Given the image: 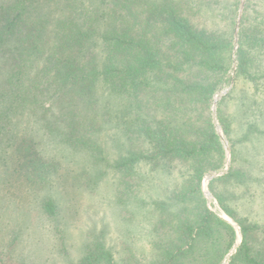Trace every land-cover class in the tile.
Masks as SVG:
<instances>
[{
  "label": "trees",
  "instance_id": "obj_1",
  "mask_svg": "<svg viewBox=\"0 0 264 264\" xmlns=\"http://www.w3.org/2000/svg\"><path fill=\"white\" fill-rule=\"evenodd\" d=\"M168 1L98 0L85 6L84 0H0V142L4 125L28 111L49 131L62 122L66 131L60 132L69 143L91 145L85 141L98 129V90L119 94L129 113L127 132L141 136L145 146L119 159L116 168L130 171L142 159L182 158L194 164L193 189L174 195L181 242L164 249L160 264L187 256L199 264H219L234 230L207 207L200 182L207 170L223 166L210 101L232 64L239 0H193V26ZM238 33L239 73L264 77V0H246ZM252 65L260 72L250 73ZM221 102L217 118L227 134ZM24 145L38 167L46 168L49 162L42 165L39 150ZM43 209L53 215L54 202L45 199ZM240 224L243 239L228 264H262ZM220 230L228 235L222 249ZM100 257L114 264L108 251L77 264Z\"/></svg>",
  "mask_w": 264,
  "mask_h": 264
},
{
  "label": "rangeland",
  "instance_id": "obj_2",
  "mask_svg": "<svg viewBox=\"0 0 264 264\" xmlns=\"http://www.w3.org/2000/svg\"><path fill=\"white\" fill-rule=\"evenodd\" d=\"M84 1L87 6L96 0ZM245 2L239 0L231 67L210 101L212 122L225 152L223 166L207 170L200 182L207 207L234 230L233 242L219 264H228L241 244L240 223L247 228L253 254L264 264V77L239 73L238 32ZM168 3L181 20L193 26V0ZM260 68L247 67L252 74ZM98 94V129L85 141L91 145H73L62 138L60 131H66L62 122L56 131L46 130L37 113H17L16 122L4 125L0 264H77L100 251L110 252L114 264H160L167 256L164 249L179 246V219L173 212L180 203L174 195L193 189V161L142 159L130 171L116 168L119 159L145 145L141 136L127 132L129 113L119 94L102 88ZM221 100L227 134L217 118ZM48 104L45 101L46 108ZM131 114L134 116L133 111ZM27 143L31 150H39L42 165L49 162L46 168L38 167L30 149L26 153ZM228 172L234 174L228 176ZM47 198L55 204L53 215L43 209ZM220 235L222 249L228 235L222 230ZM106 259L100 257L92 264H107ZM199 262L187 256L172 263Z\"/></svg>",
  "mask_w": 264,
  "mask_h": 264
}]
</instances>
